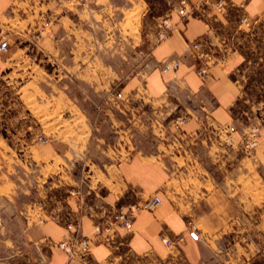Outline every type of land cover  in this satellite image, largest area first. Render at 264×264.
I'll list each match as a JSON object with an SVG mask.
<instances>
[{
	"label": "crops",
	"instance_id": "obj_1",
	"mask_svg": "<svg viewBox=\"0 0 264 264\" xmlns=\"http://www.w3.org/2000/svg\"><path fill=\"white\" fill-rule=\"evenodd\" d=\"M70 1L49 0L50 26L41 44L57 56L59 45L70 39L79 46L82 60L88 56L86 8L69 7ZM133 1L140 7L143 1L144 16L148 1ZM189 2L197 5L195 14L182 17L173 11L165 38L157 41L147 31L149 43L144 38L141 42L149 45L147 55L120 87L128 98L141 95L158 105L180 147L167 148L158 156L136 152L105 165L101 170L105 191L96 192L92 203L86 202L90 211L68 223L47 220L28 229V240L46 250L44 264H255L254 260L221 258L207 237L224 231L241 216L240 206L247 197L243 140L248 126L258 120L256 157L264 162V0ZM17 3L25 4L24 0H0L1 29L8 27L9 19L26 20ZM128 8H132L130 1ZM34 17L39 25L44 14ZM196 39L201 40L197 52L205 55L209 67L207 78L196 74L198 62L191 47ZM104 44L114 45L113 39ZM127 44L123 58L134 59L136 44ZM174 61L179 62L176 71ZM129 102L116 107L130 109ZM241 105L249 107L240 109ZM256 174H260L258 168ZM153 195L160 196L161 204L139 210L130 230L115 223L112 232H96V224L103 226L114 213L126 212L131 204H142ZM75 237L88 240V253L77 249L69 254L56 247Z\"/></svg>",
	"mask_w": 264,
	"mask_h": 264
},
{
	"label": "rangeland",
	"instance_id": "obj_2",
	"mask_svg": "<svg viewBox=\"0 0 264 264\" xmlns=\"http://www.w3.org/2000/svg\"><path fill=\"white\" fill-rule=\"evenodd\" d=\"M147 1L144 16L143 1V7L133 0L68 2L86 8L88 56L82 60L70 39L59 45L57 56L41 44L50 26L49 0L17 3L26 20H5L8 27L0 28V41L8 42L0 53V264H44L46 250L28 240V229L47 220L68 223L90 211L86 202L105 191V165L136 152L158 156L180 147L158 105L120 90L147 55L149 45L141 43L143 38L149 43L147 31L157 39L162 20L178 7V0ZM41 12L38 25L34 16ZM112 39L114 45L104 44ZM128 42L136 44L134 59L123 58ZM127 100L130 109L116 107ZM260 128L261 120L252 123L243 140L247 197L241 216L207 237L225 260L264 264V162L256 157ZM253 140L256 144L246 148Z\"/></svg>",
	"mask_w": 264,
	"mask_h": 264
},
{
	"label": "built area",
	"instance_id": "obj_3",
	"mask_svg": "<svg viewBox=\"0 0 264 264\" xmlns=\"http://www.w3.org/2000/svg\"><path fill=\"white\" fill-rule=\"evenodd\" d=\"M197 9V5L192 4L189 0H178V7L176 8V12L182 17H189L195 14ZM245 18H241L240 21L244 22ZM170 28V17L166 16L162 23L160 24V29L157 33V41L162 40L165 38ZM201 40L196 39L192 42L191 47L192 50H195L193 54L198 62V66L196 67V74L201 78H207L209 76V67L206 61V57L204 54L197 52V49L200 45ZM8 49V42L6 40L0 41V53L6 52ZM178 61H174L172 64V69L174 71L178 68ZM117 98L121 97V93H117L115 95ZM184 118H180L178 121L183 122ZM256 144L255 140H253L249 146L246 144L247 147H253ZM161 198L158 195H153L151 198L143 202L142 204H131L126 212H118L114 213L109 218L104 220V225L102 226L100 223L95 225V230L98 234L101 233L102 229L106 230L107 232L113 230V225L118 223L119 226L123 227L126 230H130L132 226V220L135 217V214L142 209H149L153 210L161 204ZM191 227L195 229V225L189 222ZM112 232V231H111ZM110 232V233H111ZM109 233V235H110ZM165 243H169L168 240L164 239ZM59 247L66 251L69 254L74 253L77 249H80L83 253H88L89 251V242L86 238H74L70 242H60Z\"/></svg>",
	"mask_w": 264,
	"mask_h": 264
}]
</instances>
